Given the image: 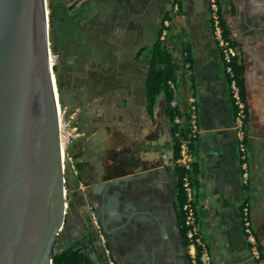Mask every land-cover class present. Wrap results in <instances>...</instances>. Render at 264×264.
Listing matches in <instances>:
<instances>
[{
  "label": "crops",
  "instance_id": "obj_1",
  "mask_svg": "<svg viewBox=\"0 0 264 264\" xmlns=\"http://www.w3.org/2000/svg\"><path fill=\"white\" fill-rule=\"evenodd\" d=\"M220 8L243 70L249 184H243L235 108L208 0H56L52 50L60 103L84 135L71 149L79 175L70 171L68 180L103 224L118 217V189L132 179L130 151L140 186L158 177L165 182L166 156L154 146L158 123L170 121L163 97L150 113L147 90L152 48L169 15L164 43L180 66L173 106L185 119L191 100L198 107L193 151L201 234L214 264H264V0H220ZM244 206L256 250L243 231Z\"/></svg>",
  "mask_w": 264,
  "mask_h": 264
},
{
  "label": "water",
  "instance_id": "obj_2",
  "mask_svg": "<svg viewBox=\"0 0 264 264\" xmlns=\"http://www.w3.org/2000/svg\"><path fill=\"white\" fill-rule=\"evenodd\" d=\"M50 50L47 0H0V264H53L65 224Z\"/></svg>",
  "mask_w": 264,
  "mask_h": 264
},
{
  "label": "flooded vegetation",
  "instance_id": "obj_3",
  "mask_svg": "<svg viewBox=\"0 0 264 264\" xmlns=\"http://www.w3.org/2000/svg\"><path fill=\"white\" fill-rule=\"evenodd\" d=\"M176 147L177 142L171 124L162 127L158 123L154 148L156 152L164 151L166 156L165 161H162V165L166 162L164 166L168 170L165 182L158 177L153 184L151 182L144 187L140 186L138 179L134 178L136 175L134 168L137 165L133 161L136 155L133 149L130 151L127 168L132 179L129 180L130 183L128 181V185L118 189L120 197L118 217L106 224L98 222L105 237V250L98 251L94 235L86 233L72 244L85 240L84 243L89 245L92 241L97 254L92 251V246L88 251L90 257L98 264H110L112 261L114 264H192L187 236L185 237L184 214L179 202L180 166L177 165ZM74 194L81 199L79 204L81 203L84 209L87 208L89 203L81 198L84 195L82 190ZM75 206L71 202L68 212L73 213ZM66 216L64 224L66 227L58 237L63 244L69 230V218ZM99 255L104 256L103 262H100Z\"/></svg>",
  "mask_w": 264,
  "mask_h": 264
},
{
  "label": "built area",
  "instance_id": "obj_4",
  "mask_svg": "<svg viewBox=\"0 0 264 264\" xmlns=\"http://www.w3.org/2000/svg\"><path fill=\"white\" fill-rule=\"evenodd\" d=\"M178 11L177 7L174 11ZM208 10L210 16V23L213 32V38L218 46L224 71L228 78L229 94L235 108V123L239 139V151L242 168L243 184L248 185L250 180V164L248 158V148L246 142V123L248 118L247 104L243 101L241 90L238 85L237 77L234 71L233 63L237 59L238 52L230 38H227L224 33L222 25V12L220 8V0H208ZM171 29V19L167 18L163 22L161 41L166 42ZM174 84H171L173 91L175 90ZM58 119H59V137L61 147V159L64 180L66 182V175L70 171L78 176L79 172L75 166V158L71 153L74 144L83 138V132L76 123L74 115L67 114L58 100ZM198 107L195 100H191L190 108L188 111L187 123L184 119H177L176 125H186L189 133L186 138H181L177 133L176 137L180 142L179 158L177 165L185 169L187 172L193 170L196 162V157L193 151V145L199 137V124H198ZM69 170V172H68ZM68 172V173H67ZM183 190L186 194V201L182 206L184 214V226L187 230V241L189 243V253L192 264H214L213 257L204 237L201 234L196 202L195 183L191 180L190 176L184 179ZM67 205V203H66ZM68 206V205H67ZM66 206V208H67ZM242 221L243 231L246 241L253 250L257 249V239L254 233V227L251 220L250 209L247 206L242 208ZM110 264H113L112 262Z\"/></svg>",
  "mask_w": 264,
  "mask_h": 264
},
{
  "label": "trees",
  "instance_id": "obj_5",
  "mask_svg": "<svg viewBox=\"0 0 264 264\" xmlns=\"http://www.w3.org/2000/svg\"><path fill=\"white\" fill-rule=\"evenodd\" d=\"M51 22L53 20V13L50 15ZM168 18L170 16L168 15ZM222 25L224 28V33L227 38L229 37L228 31L225 28V25L223 23L222 19ZM51 26L53 27V23H51ZM161 33L159 34V38L155 45L152 48L151 53V63L149 68V79H148V90H147V99H148V105H149V111L151 114H153V110L158 103V100L160 97H163L166 102V109L165 114L166 118L170 121L171 125L173 126V136L178 141L177 147H176V160L179 158V152H180V142L179 139L176 137L177 133H181V138H186L189 130L186 127H181L180 125H176L177 119H183L184 114L177 108L173 106V102L175 100V93L173 89L171 88V84H175L177 81V73L180 70V66L176 59L173 57L172 53L168 50V48L165 46V43L161 41ZM234 71L237 77L238 85L241 90V95L243 101L246 103L245 98V91H244V80H243V70L242 68L236 63V61L233 63ZM55 71V67H54ZM248 115V114H247ZM176 141V142H177ZM196 143V142H195ZM194 143V144H195ZM194 149V145L192 147ZM179 179H180V196H179V202L182 206L184 205L186 201V194L183 190V184L184 179L186 176H190L191 180L196 184V177H197V168L196 163L193 166V170L191 172H187L183 168H179ZM183 224H184V216H183ZM187 234V230H185V237ZM85 240L79 241L75 244L65 246L61 240H58V252L53 256V264H98L96 261H94L90 257V252L88 251V248L91 247L92 241L89 245H86ZM187 246L189 247V243H187ZM92 251L97 254L95 251V248ZM98 257L100 262L102 261V258L104 259L103 255H99ZM98 260V261H99ZM99 262V263H100Z\"/></svg>",
  "mask_w": 264,
  "mask_h": 264
},
{
  "label": "rangeland",
  "instance_id": "obj_6",
  "mask_svg": "<svg viewBox=\"0 0 264 264\" xmlns=\"http://www.w3.org/2000/svg\"><path fill=\"white\" fill-rule=\"evenodd\" d=\"M47 4H48V12H49V20H50V49H51L50 50V55H51L50 57H52V60L54 63L53 68H54L55 67V59H54L53 50H52V26H51V23H53V20L51 22L50 15L53 11L52 9H54V7L56 5V0H47ZM66 7H67V3L65 5V7H60V9L63 12H65L67 10ZM57 16H58V7H57ZM66 21L67 20L65 19V22ZM187 119H188V112H187V118L186 119L184 118L185 123H187ZM181 127H183V125ZM184 127H186V125H184ZM172 128H173V126H172ZM177 143H178V141H177ZM68 172H69V170H68ZM65 190H66V203L68 205L66 208V212L68 213V216H66V217L69 218V221H68L69 230H67V236L64 238V245L65 246L71 245L76 240L82 238L84 236V234L86 233L87 235L88 234L94 235V243H95V247H97L98 251L99 250L100 251L105 250V247H104L105 237L102 233L101 227H100L98 221L91 217V211L86 210V208L84 209L83 206H81V203L79 204V201L81 199L75 197L76 195L74 193L76 190L74 189L73 185L71 184V181L68 180V174L66 175ZM81 198L85 199L84 195ZM71 202H73V205H76L73 213L68 212ZM65 227H66V225L63 227V230L60 233V235L64 232ZM254 233H255V230H254ZM112 262L114 264V261H112Z\"/></svg>",
  "mask_w": 264,
  "mask_h": 264
},
{
  "label": "bare ground",
  "instance_id": "obj_7",
  "mask_svg": "<svg viewBox=\"0 0 264 264\" xmlns=\"http://www.w3.org/2000/svg\"><path fill=\"white\" fill-rule=\"evenodd\" d=\"M50 64H51V66L53 67L54 63H53L52 57H50ZM54 80H55V79H54ZM56 95H57V97H58L57 89H56Z\"/></svg>",
  "mask_w": 264,
  "mask_h": 264
}]
</instances>
